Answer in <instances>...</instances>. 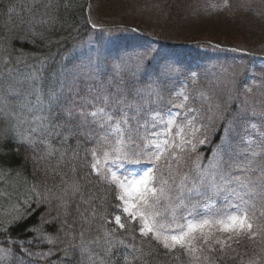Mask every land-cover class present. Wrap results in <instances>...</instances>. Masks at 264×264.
<instances>
[{
  "label": "snow or ice",
  "instance_id": "obj_1",
  "mask_svg": "<svg viewBox=\"0 0 264 264\" xmlns=\"http://www.w3.org/2000/svg\"><path fill=\"white\" fill-rule=\"evenodd\" d=\"M7 12L13 9L9 7ZM109 56L97 49L71 66L63 65L46 94L33 85L19 112L10 113L17 127L27 126L18 134V143L43 144L46 157H57L52 171L61 180L57 192L48 189L46 194L36 186L32 189L37 206L51 210L52 201L57 202L56 215L42 217V223H48L56 234L41 233L35 227L26 229L55 249L32 251L24 244L35 241L9 238L20 256L3 248L0 260L15 258L24 264L27 256L28 264L34 259L46 264H134L142 255L151 254L144 252L142 243L151 240L166 254L179 250L190 264H197L209 259L201 256L205 247L208 252L217 247L223 252L231 246L230 241L238 243L245 236L253 239L264 231V225L256 222L258 216H264V211L257 212V204H264V134L246 138L241 146L232 148L225 141L206 166L197 155L191 166L185 167L198 146L209 141L212 120H223L225 114L202 116L195 99L189 102V96L182 92L176 94L179 103L168 98L167 112L157 110L153 105L163 102L164 87L178 72L176 65L150 47L125 56ZM41 64L43 68L44 62ZM191 75L196 77L194 72ZM7 93L18 95L12 84ZM0 103H7V97H0ZM259 115L264 119V112ZM255 116L253 111L240 118ZM231 124H225V132ZM249 128L255 131L257 125L251 123ZM81 150L87 169L83 179L94 177L115 191L119 214L111 219L102 213V205L93 206L92 196L86 198L85 185L77 178ZM141 164L144 167L139 171L128 168ZM63 168L68 172L57 171ZM73 211L78 219L69 224L67 217ZM98 218L101 234L86 238ZM26 220V215L17 212L0 232L23 226ZM107 224L115 227L105 228ZM217 233L227 238L220 239Z\"/></svg>",
  "mask_w": 264,
  "mask_h": 264
},
{
  "label": "trees",
  "instance_id": "obj_2",
  "mask_svg": "<svg viewBox=\"0 0 264 264\" xmlns=\"http://www.w3.org/2000/svg\"><path fill=\"white\" fill-rule=\"evenodd\" d=\"M205 1L183 0L180 5L179 0H151L150 7L153 8L151 12L141 16L136 14L137 18H128L123 15L134 12L122 11L120 8L122 15L118 12H109L106 16L94 14L91 8L89 11L87 9L89 0H0V97H7V103H0V222H2L0 229L5 227L17 212L27 216L23 226L9 229L7 233L0 232V249L10 248L20 256L19 250L9 242V238L35 241L33 245L24 244L32 251L47 252L50 247L55 249V245L40 242L35 234L26 229L35 227L40 229L41 233L53 236L56 234L55 229L48 223H42V217L55 216L57 202L52 201L51 210L46 206H37L32 189L36 186L46 194L48 189L57 192L56 186L60 185L61 180L60 175L52 171L57 157H46L43 144L36 143L30 146L18 143V134H23L27 126L17 127V120L10 113L19 112L20 104L25 95L32 92L33 85L43 89L46 94L49 83L55 79L63 65L71 66L97 49L110 53L111 59L150 47L157 50L160 55L167 56L169 61L176 65L178 72L164 87L163 102L153 105L157 110L168 111V98L174 97L175 103H179L180 97L176 94L182 92L189 96V102L195 99V106L201 110L202 116L212 117L216 112L225 114L223 120H212L209 141L198 146L197 153L187 161L185 167H190L197 155L202 157V166H206L217 146L224 144L225 141L228 142L229 148L237 147L241 146L244 139L256 138L264 133V119L259 115L264 108L254 95L264 87V67L257 66L260 64V58L235 49L217 48L203 41L177 43L187 38H183V33L175 26V21L185 22ZM9 7L13 9L10 14L7 12ZM157 9L164 11V22L168 30H172L174 34L158 31L152 24L157 22L153 14ZM41 20L45 22L40 23ZM93 24L124 26L93 29ZM127 25L136 26L141 32ZM99 29L107 31L102 32ZM41 62L45 64L43 68ZM214 62L224 64L235 62V65L231 64L234 72L213 73ZM194 63H199V68L193 79L191 66ZM241 63H244V67L239 69ZM9 84L13 85L18 95H8ZM249 88L251 91L247 90ZM32 98L35 99V96ZM253 111L257 116L251 119L240 118L243 114ZM254 118L258 122H255ZM228 121H232V124L230 131L225 132V124ZM251 123L257 125L255 131L249 128ZM52 143L55 147H60L57 140L53 139ZM84 157L85 153L81 150L80 160L76 162L77 178L85 185L86 198L92 196L93 206L102 205V213L111 219L114 214H119L115 191L94 177L83 179L87 171L83 167ZM57 171L68 172V169ZM25 200H28V205L25 204ZM217 202L220 203L219 200ZM61 219L64 217L61 216ZM67 219L69 224L77 220L75 211ZM100 224L98 218L92 225L91 235L86 238L100 235L102 229L97 231ZM104 227L113 228L115 225L107 224ZM136 238L139 246L141 238L138 232ZM142 243L144 252L151 254L142 255L141 260L134 261V264H143L144 261L147 264H190L188 258L179 250L166 254L162 246L155 241L143 240ZM2 255L0 252V256ZM177 256L179 259L175 258ZM52 259L56 260V257ZM23 260L24 264H28L27 256H24ZM0 264H19V261L15 258L4 259L0 260ZM33 264L46 262L34 259Z\"/></svg>",
  "mask_w": 264,
  "mask_h": 264
},
{
  "label": "rangeland",
  "instance_id": "obj_3",
  "mask_svg": "<svg viewBox=\"0 0 264 264\" xmlns=\"http://www.w3.org/2000/svg\"><path fill=\"white\" fill-rule=\"evenodd\" d=\"M90 7L94 14L106 16L109 12L130 11L128 18H137L144 13L153 10L150 7L151 0H90ZM179 4L183 0H179ZM160 4H157L159 6ZM122 9V11L119 10ZM120 11V12H119ZM161 9L154 10L157 22H152L158 31L173 33L168 30ZM122 15V14H121ZM108 20H112L108 18ZM176 27L183 33V38L201 39L208 38L213 42H224L236 44L244 49L245 52L264 56V0H206L204 4L195 10L185 22L177 23ZM112 27L113 25H108ZM174 34V33H173ZM232 65L236 63L232 62ZM231 64L214 62L213 73H232L234 68ZM264 65V61L260 62ZM199 63H194L192 70L195 72ZM239 69L241 66L239 64ZM260 106L264 108V87L254 93ZM174 110V109H173ZM167 112V111H166ZM264 112V109H263ZM261 120V119H260ZM255 122H258L254 118ZM264 134V133H263ZM144 165H129L128 168L139 171ZM127 172V169H125ZM264 211V204H257V212ZM257 223L264 225V216H258ZM255 231V225L254 229ZM220 239H226V234H216ZM230 247H225L221 252L219 247L213 252H208L204 248L201 256L207 255V261L201 259L200 263L208 264H264V231L260 232L253 239L246 236L237 243L230 241ZM205 261V262H204ZM206 264V263H205Z\"/></svg>",
  "mask_w": 264,
  "mask_h": 264
}]
</instances>
